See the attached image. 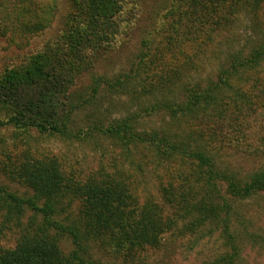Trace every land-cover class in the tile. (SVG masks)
<instances>
[{
	"label": "trees",
	"instance_id": "16d2710c",
	"mask_svg": "<svg viewBox=\"0 0 264 264\" xmlns=\"http://www.w3.org/2000/svg\"><path fill=\"white\" fill-rule=\"evenodd\" d=\"M19 1L17 13H25L37 30L50 24L57 11L56 0ZM164 1L167 7L156 13L162 14L160 18L171 16L169 22L163 23L170 25L164 48L174 50L170 57L183 58L182 61L196 54L209 41L214 29L229 25L240 10H264V0ZM140 3L143 2L68 0L69 8L57 34L34 52L9 66L4 62L3 69L0 67V125L35 129L40 134L65 139L85 138L96 132L95 127L71 132L70 123L74 111L93 98L98 83L95 82L86 97L74 87L82 75L91 72L117 48L121 34L142 13ZM2 32L0 28V35ZM185 40L193 42L191 51L181 47ZM263 61L264 42L243 58L232 57L228 67L218 73L217 83L207 87L194 83L186 88L185 100L176 107L168 104V110L173 117L196 114L199 118H209L219 105V88L229 85L228 81L238 76L240 68L253 70ZM258 79L264 91V78ZM101 133L125 145L148 142L158 155L168 159L179 154L195 166L183 176L171 174L162 187L161 204H148L138 202L119 173L83 178L76 169H68L55 153L36 157L29 154L24 162L14 160L17 179L28 184L33 193L22 196L0 186V215L4 216L0 222V264H104L87 255V240L98 239L109 253L130 257L142 249L159 247L163 233L172 230L180 219L193 220L187 227L222 223L230 251L221 255L218 262L237 264L241 235L237 236L231 227L233 202L264 192V172L241 182L220 171L213 156L204 149L189 151L169 140L168 134L157 139L153 133L140 132L130 116L114 120ZM219 140L226 142L225 138ZM220 180L227 183V197L218 192ZM203 189L205 194L198 196ZM215 196L218 200H214ZM73 202L77 203L80 223L64 225L58 216ZM27 209L32 213L23 225L20 219ZM13 220L19 233L13 244H3ZM66 232L72 237L73 247L69 252L60 246Z\"/></svg>",
	"mask_w": 264,
	"mask_h": 264
},
{
	"label": "rangeland",
	"instance_id": "374dc122",
	"mask_svg": "<svg viewBox=\"0 0 264 264\" xmlns=\"http://www.w3.org/2000/svg\"><path fill=\"white\" fill-rule=\"evenodd\" d=\"M140 1L143 11L136 16V23L121 34L117 48L91 72L82 75L74 87L86 97L98 83L93 98L74 111L71 132L90 127L97 131L85 138L65 139L40 134L35 129L0 125V186L15 194L31 195L33 189L17 179L13 161L24 162L29 154L36 157L55 153L68 169H76L83 178L119 173L139 203L161 204L162 187L168 177L175 173L183 176L195 165L181 159L179 154L166 159L145 141L125 145L102 135L101 130L114 120L127 116L133 118L140 132L153 133L157 139L168 134L169 140L189 151L204 149L213 156L220 171L241 182L264 172V91L258 79L264 78V61L253 70L240 68L238 76L228 81L229 85L219 88V105L209 118L196 114L173 117L168 110V104L176 107L185 100L186 88L194 83L205 87L217 83L218 73L228 67L232 57L243 58L264 42V10H240L229 25L214 29L209 41L182 61L183 58L170 57L174 50L164 48L170 25L163 23L169 22L171 16L160 18L162 14L156 13L167 7L165 1ZM56 2L52 22L40 30L34 28L33 20L25 13H17L19 0L0 2L2 69L4 62L9 66L59 32L61 19L69 7L68 0ZM182 42L180 45L186 52L194 47L191 40ZM219 138H225V144ZM226 187L225 181L218 182V192L227 197ZM204 191L198 196L204 195ZM214 200H218L216 196ZM233 205L231 227L237 236L241 235L237 264H264V192ZM31 213L27 209L22 215L23 225ZM3 217L0 215V222ZM58 218L64 225L77 224V203L73 202ZM15 222H11L13 227L7 230L3 244L14 243L19 233ZM192 222L180 219L172 230L163 233L159 247L142 249L130 257L109 253L98 239L86 241L87 255L104 264H220L218 258L230 251L223 224L207 222L187 227ZM60 246L65 252L72 249L68 232L60 239Z\"/></svg>",
	"mask_w": 264,
	"mask_h": 264
}]
</instances>
